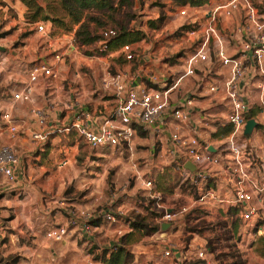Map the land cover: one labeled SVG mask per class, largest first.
<instances>
[{
	"label": "rangeland",
	"instance_id": "1",
	"mask_svg": "<svg viewBox=\"0 0 264 264\" xmlns=\"http://www.w3.org/2000/svg\"><path fill=\"white\" fill-rule=\"evenodd\" d=\"M198 2L199 6H178L176 8V4L168 0H109L111 9L97 11L79 10L70 0H66L64 7L69 8L78 19V23L73 25L70 21L71 17L61 6L60 0H37L42 11L33 21L30 20L32 13H28L18 0H0V46L3 49L2 53L11 54L17 50H23L24 42H26L34 49V58L31 60L38 56V51L41 48H44L45 54H64L60 64L64 70L69 67V73L66 74L67 79H70L72 73L78 72L79 78L82 80V84H77L75 87L74 98L79 99L82 105L88 106L90 112L100 109L101 114L95 112L92 113V116L90 113L92 118L96 119L101 115L110 118L113 109L112 100L105 98L104 93L100 90V84L102 85L104 81L107 82L110 77L117 74L127 73L131 76L138 66V60L140 61L142 57L151 59V62L147 61L144 64L147 67L146 74L148 75H157L170 83V80H174L182 74L185 61L197 43L195 40L199 39L198 35L188 40L185 37V29L191 26L195 30L200 29L204 24V14L210 9L206 0H198ZM252 2L255 1L252 0ZM180 10L185 11L183 16L179 15ZM44 18H47L48 21ZM51 19L61 21L64 27L53 25L50 22ZM147 22H152L151 28ZM36 23L44 24L50 36L48 40L42 39L35 32ZM123 32H140L143 35V40L133 44L137 61L132 63H126L118 50H109L107 47L106 51L102 52L103 43ZM231 32L226 33L229 35ZM48 44L53 48H46ZM227 47L232 48L230 43ZM211 51L210 48V61L207 64L199 65L194 78L182 80L170 93V101L180 100L193 94L195 101L192 108L198 109L201 106L214 104L217 94H208L196 89L197 82L202 76L206 75L208 79L214 78ZM228 54L232 55L233 52L229 51ZM48 56L46 57L47 61ZM1 67L4 68L5 65H1ZM92 74L95 82L92 81ZM216 82L221 88L222 79L219 77ZM248 84L243 88V96L249 104V110L253 117L259 121L248 137L250 141L256 143L257 147H260L256 150L253 149L257 168L252 172V177L258 182H264V130L263 118L260 114L261 107L258 102V90L256 89L257 79ZM218 96H222L221 92ZM100 102H105V110L98 106ZM200 111L193 112V114L197 115ZM208 111L225 116V110L222 108ZM225 130L230 131L227 127ZM63 135V133H59L58 139H54L56 143L48 147L53 150L49 163H51V168L55 169L58 164H62L66 160L64 162L65 165L67 164L65 166L66 176H72V169L77 168L78 172L80 171L78 177L80 182L67 184L64 196L55 197L51 202L57 201L54 206H58V203L75 205L74 203L82 202V190L83 192L87 190L93 194L94 199L90 208H82V210L91 215H97L102 211L113 213L120 211L123 219L119 227L121 231L124 229L130 231L126 232L128 234L126 237L119 239V245L122 246L120 249L125 256L123 257L125 264L133 262L135 264H154L155 258L160 257L168 245H174L185 252L187 260L185 264H201L196 261L198 252L203 254L208 264H264V223L260 232H256V228L245 227L240 224L233 208L224 207L222 211H219L215 207H210L211 205L195 207L176 221L170 229L163 231L159 229L158 218L161 210L156 209L158 215L148 211L151 208V202L147 199V191L141 186L140 181L152 180V191L160 195L164 208L185 205L189 198L186 195V189L178 184L177 175L174 173L170 161L168 165L158 166V168L144 164L152 143L147 133L137 130V139L132 140L131 151L128 153L124 151L119 153L92 151L76 136L68 135L63 139ZM48 140H50L49 137ZM250 141H246L238 135V143H244L249 147ZM220 143L224 144V148L226 138ZM67 146H75L77 154L73 156L74 158L63 156L64 152L60 153V150L68 148ZM36 148L40 149L42 145L36 146ZM217 157L223 161L229 158V154L221 150ZM151 159L154 164L160 162L156 152L151 156ZM68 162L71 164L70 166ZM88 174H91L90 178L93 179L82 181L81 179L87 178ZM217 179L213 178L206 182L207 184L202 183L201 188L204 189L206 186L208 189H214ZM1 181L0 199H10V194H3L2 188L5 185L13 184ZM87 186H89L88 189ZM10 189L8 188L7 191ZM190 191L192 194L194 193L193 190ZM17 194L19 203L27 202L24 199L29 196L24 194L23 190L18 191ZM96 194L100 198L95 201ZM41 195L43 196L41 204L44 207L48 196L44 193ZM61 199H64L65 202H60ZM33 203L32 201L29 205L30 209H33ZM21 206L25 212L27 208ZM7 215L10 216L9 219L14 216L11 211L7 212ZM59 218L60 221L64 220V216L60 215ZM17 224L14 226L17 225L18 229H11L5 235H0V264H43L51 258L50 250L55 251V254L60 250L63 256H68L65 263L61 261L62 257H55V264H91L99 257L105 260L107 251L103 243L109 242L108 240L102 244L99 243L98 253L95 252L97 246L84 242L77 235L73 236L71 244L54 246L44 240L43 224L33 225L34 237L27 232L24 225H20L19 222ZM6 225L4 223V226ZM156 226L158 230L153 232L151 228ZM103 227L106 228L105 225ZM115 229L110 235L112 242L116 239ZM159 230L165 233L161 234ZM18 231L22 235L18 234ZM32 240H36L40 247L34 251L32 256H28L26 251L29 246L33 245ZM196 244H202L204 248L196 249ZM28 249L30 251L32 248Z\"/></svg>",
	"mask_w": 264,
	"mask_h": 264
},
{
	"label": "built area",
	"instance_id": "2",
	"mask_svg": "<svg viewBox=\"0 0 264 264\" xmlns=\"http://www.w3.org/2000/svg\"><path fill=\"white\" fill-rule=\"evenodd\" d=\"M264 0H228L205 13L206 20L198 30L188 31L185 37L191 40L197 37L193 52L187 57L182 74L168 83L157 75L146 74L145 81L149 87H128L131 76L127 73L117 74L108 79L105 88H111L114 92L115 104L111 110V117L104 118L100 124H94L90 112L78 105L65 107L70 113V119L65 126L59 130L48 126V112L50 105L43 108H30L29 115L34 122L35 128L30 130L29 139L35 146L43 145L48 137L55 132L67 134L75 132L82 141L91 149L113 148L126 153L131 151V142L136 136L137 130L144 133L152 132L156 137L159 127L161 131L168 129L167 148L165 154L170 161L171 167L177 175L178 184L185 188L189 201L185 205L162 207L161 198L158 193L152 191L151 179L141 180V186L147 191V199L151 202L150 213L158 215L156 209L161 210L158 218V227L167 225L170 229L182 216L188 214L190 209L211 205L219 211L224 207L233 208L236 216L245 227L256 228L260 232L264 223V182H258L252 177V172L257 168L254 147L238 143V135L248 120H253L256 126L259 121L248 118L249 104L244 99L240 84H244V76L251 70V81L257 79L258 102L261 107L260 114L263 118L264 130ZM186 9V8H184ZM242 11V19L237 28L229 35L218 34L213 26L214 15L222 12L223 16L230 17L232 12ZM184 10L179 11L183 16ZM35 32L45 40L49 39L43 23L35 24ZM114 37V36H113ZM199 40V41H198ZM226 43L232 46V55L226 52ZM102 52L107 49L103 43ZM211 56L214 63L213 76L222 79L221 88L217 82L202 76L197 84H206L205 92L217 94L221 92L222 109L226 111L225 124L231 129L226 139L224 151L228 152L229 158L220 160L217 155L209 152L208 146L201 143L194 133L195 124L191 120V108L194 104V96L170 101V93L184 79L194 78L195 71L199 65L207 64ZM125 62L137 61V56L131 46L126 44L118 50ZM64 54L50 53L48 61L40 59L31 63L27 69V83L10 96L14 103H30L32 86L41 81L44 86L49 87L50 82L57 78L55 67L61 63ZM138 60V63H140ZM0 59V66L3 64ZM225 69L226 74L220 70ZM250 83V82H249ZM0 119L4 130L10 139L16 136V126L10 114L2 113ZM200 120H204L200 116ZM18 157L14 150L6 145L0 146V179L6 184H14L18 170ZM186 164L192 166V170L185 168ZM224 175L230 184V197L221 196L216 189L201 188L202 183L219 178ZM218 180V179H217ZM207 184V183H206ZM190 190H193V194ZM61 207H60V206ZM58 208V209H57ZM56 213L64 216L61 224L45 226L43 238L49 243L59 244L77 235L86 242L93 240L91 222L94 219L117 225L114 230L115 240L106 247L105 255L115 252L119 245V239L123 236L120 229L123 215L120 211L115 213L102 211L97 215H91L87 211L64 207L58 204ZM165 229V230H166ZM163 234L165 232H160ZM89 242V243H90ZM204 248L202 244H196V249ZM99 251V250H98ZM50 250V254H52ZM174 245H168L160 257L170 261L172 264H185L186 256ZM201 264H208L203 254H197ZM44 264H53V261ZM94 264H107L105 260H97Z\"/></svg>",
	"mask_w": 264,
	"mask_h": 264
},
{
	"label": "crops",
	"instance_id": "3",
	"mask_svg": "<svg viewBox=\"0 0 264 264\" xmlns=\"http://www.w3.org/2000/svg\"><path fill=\"white\" fill-rule=\"evenodd\" d=\"M228 0H206V4L208 7H210L208 11L212 10L215 7H218L219 5L225 4ZM256 2V0H254ZM264 5V4H263ZM188 7V6H187ZM189 9V8H187ZM242 11L237 10L235 12H232L230 17L223 16L222 12H217L214 15V22L213 26L218 34L225 35L226 32L233 31L235 28H237L241 22L242 19ZM207 17H205L204 14V20H206ZM229 30V31H228ZM26 42H24L23 50H17V52L4 54L0 51V59L3 60L2 66L5 65L4 68H0V115L2 113H8L11 115L14 125L16 126L17 132L16 136L13 139H10L8 135L6 134L4 130L3 123L0 119V146L6 145L11 147L16 156L18 157L19 163H18V170L16 173V180L13 185H5L3 189V194L8 193L10 194V199L2 200L0 199V235H5L9 230L16 229L18 226V222L20 225H24L27 228V232L34 235L33 231V225L37 223L43 224L44 228L45 226L49 225H56L61 224L62 221H60L59 213L55 211V209L58 206H54L57 204L56 202H51V200L55 197H62L65 193V187L67 184H70L72 182H80L78 179L80 175V171L78 172L77 168L72 169V176H66V168L65 161L62 162V164H58L55 169L51 168L50 160L52 159V153L53 150L48 149L49 146L54 145L56 141L54 139H58L59 133L55 132L54 135H51L49 138L50 140L47 141V143L42 145V148H36L34 144L31 143L29 139V132L30 130H33L35 128L34 122L32 121V118L29 115V109L30 108H43L46 107L48 104L50 105V109L48 112V126L51 129L59 130L62 126H65L67 122L70 119V113L67 111L65 107L67 106H73L78 105L82 108L87 109L90 112V108L86 105H82V102L74 98L75 96V87L77 84H82V80L79 78V73L74 72L72 73V76L69 77L70 79H67L66 74L69 73V67L64 70V67L61 64H58L55 67L57 78L55 80H52L50 82L49 87H46L43 85L41 81L37 82L32 86V94H31V102L30 103H14L10 96L13 92L18 91L21 89L26 83H27V69L30 65V63L38 61L40 59H46L49 54H45L44 48L39 49L38 56L34 59V49L28 46ZM135 44V43H134ZM133 48V44H131ZM228 44L226 43V52L228 54L229 51L233 52L232 49L227 47ZM1 48V46H0ZM46 48H53L52 45L48 44ZM47 50V49H46ZM135 51V49L133 48ZM37 51V50H36ZM43 51V52H42ZM43 54L42 56L40 54ZM230 55V54H228ZM49 57V56H48ZM49 59V58H48ZM150 61L151 59L149 57H142V60L140 63H138V66L136 67L133 74H131V81L127 84L130 88H138L141 86L149 87L150 85L146 83L145 77L147 73V67L144 66V64ZM126 63H132V62H126ZM7 64V68L6 67ZM221 74H226L225 69L220 70ZM63 74V76H62ZM251 70L244 76L243 82L244 84H240V89L243 91V88L248 86L249 82H251ZM214 78H211L212 81L216 82V80H219V77L213 76ZM63 79V80H62ZM254 80V79H253ZM252 80V81H253ZM92 81H96L92 74ZM144 82V84H142ZM76 84V85H75ZM205 85L206 84H197L198 91H204L205 92ZM217 85V84H216ZM100 90L104 93L105 98H109L110 101L112 100V104L114 106L115 104V97L114 92L111 88H105V84H100ZM220 87V86H219ZM206 93V92H205ZM209 94V93H208ZM219 92L217 93V99H215V102L211 106H204L200 107L198 109L191 108V120L194 122V133L198 140L203 143L204 145L208 146V150L211 154L217 155L218 152L223 150V143H220L224 138H228L231 129L228 125L225 124V116L220 115L219 113H213L209 112L208 110H215L217 108H222L221 99L222 97L218 96ZM175 102V101H173ZM105 102H100L98 104L99 107H102V109L105 110L104 106ZM201 110V111H200ZM198 112L197 115L193 114V112ZM97 113L101 114L100 109L97 111L92 110L90 113ZM204 112V113H203ZM250 112V110H249ZM226 114V111H225ZM93 116V114H92ZM195 116V117H194ZM200 116H203L204 120H200ZM106 117H103V115L99 116L98 118H93L95 121L94 124L98 125L100 122ZM252 119H256V117H251ZM208 121V122H207ZM258 121V120H257ZM216 123V124H215ZM256 124V123H255ZM225 125V126H224ZM156 127H159V134L156 135V137L153 135L152 132H146L148 136L151 138L152 143L150 144V150L148 151L149 155L146 157L147 161H145L146 166H154L155 168L162 167L168 165V158L165 154V149L167 148V139L169 136L168 129L164 132L161 131L162 126L156 124ZM225 127H227L230 131L225 130ZM243 130L241 132V137L245 139L246 141L250 138H245L243 136ZM254 130V129H253ZM252 130V131H253ZM250 135V134H249ZM255 135V134H254ZM253 135L254 138H256ZM63 139L65 137L67 138L68 135H63ZM134 139H137L135 136ZM133 139V140H134ZM252 147L256 150L257 147L256 143L254 141H250ZM66 149H61V152L63 153V156L65 157H73L77 154V151L75 149V146H67ZM88 149L92 151L101 150L105 152H122L118 149L113 148H100V149H91L87 146ZM125 152V151H124ZM156 152L157 158L160 162L157 164L152 163L151 156L154 155ZM126 153V152H125ZM74 158V157H73ZM69 163V162H68ZM164 163V164H163ZM71 164L69 163V166ZM87 178L81 179L84 181L92 180L93 178L91 174H88L86 176ZM1 180V179H0ZM217 192L226 198L230 197V184L228 183V180H226L225 176L219 174V178L217 180ZM2 182V181H1ZM19 187V188H18ZM8 188H11L9 191H7ZM89 186H87V189ZM23 190L24 194H26L29 197H25L24 200H27V202L19 203L17 199V192ZM86 192H83L82 202L74 203L75 205H68L66 203L64 204V207H74L75 209L82 210V208H90L92 205V200L94 199L93 194H90V192H87V190H84ZM28 193V194H27ZM42 193L46 194L48 197L45 200L44 207L41 204L42 199ZM100 195V194H99ZM1 197V196H0ZM28 198V199H26ZM99 199L97 194L95 196L96 199ZM50 199V200H49ZM17 201V203H16ZM34 202L33 209L29 207L31 202ZM60 202H65L64 199H61ZM71 202V201H70ZM36 203V204H35ZM60 204V203H58ZM23 207L27 208L25 212L21 208ZM60 206V205H59ZM38 209H37V208ZM61 207V206H60ZM58 209V208H57ZM13 213V218L9 219L10 216L7 215V212L10 211ZM19 217V218H18ZM8 219V220H7ZM6 221V222H5ZM22 221V223H20ZM4 223L7 225L4 226ZM17 224L16 226H14ZM103 225L106 226V228L103 227ZM117 225H109L107 223H104L100 221L99 219H94L91 222V227L93 230V240H91V245L97 246V249L100 250L99 243H103L104 248L108 247L109 244L112 243L110 238V235L112 234V231ZM18 229V228H17ZM130 231L128 229H124L122 231L124 237L127 233ZM18 234L22 235L21 232L18 231ZM17 234V235H18ZM96 238V236H98ZM34 237V236H33ZM73 238V236H72ZM72 238H69L67 241L63 243H59L60 245H66L71 244ZM33 245L29 246L32 249L29 251V247L27 248V255L32 256L34 251H36L40 245L37 244L36 240L31 241ZM86 242V241H84ZM45 244V243H44ZM53 244L54 246H59V244ZM46 245V244H45ZM102 246V249H103ZM56 248V247H55ZM57 249V248H56ZM96 249V253H98V250ZM53 251V250H52ZM50 253V252H49ZM54 255V257H52ZM62 257L61 261L65 263V261L68 260V256H63V253L59 250L58 253L55 254V251L52 252L51 258L47 259L48 261H53L55 257ZM99 256V254H98ZM109 256L105 255V261H107ZM101 257H99L100 260ZM102 259V258H101ZM97 260L93 261L91 264H94ZM60 262V260H59ZM86 262V261H85ZM166 262V263H165ZM172 264L170 261L162 259L161 257L155 258L154 264ZM44 264V263H43ZM55 264V263H54ZM58 264V263H57ZM135 264V262L131 263Z\"/></svg>",
	"mask_w": 264,
	"mask_h": 264
},
{
	"label": "trees",
	"instance_id": "4",
	"mask_svg": "<svg viewBox=\"0 0 264 264\" xmlns=\"http://www.w3.org/2000/svg\"><path fill=\"white\" fill-rule=\"evenodd\" d=\"M18 1L24 6V8H26V11L28 13L29 12L32 13L31 17H30L31 21L35 20V18L42 11V8L40 7V5H38L37 0H18ZM65 1L66 0H60V4H61V6L63 8H65L64 7ZM70 1L79 10H97L98 11V10H103V9H107V10L111 9V5L109 3V0H70ZM168 1H170L171 3L176 4V8L178 6H189V7L199 6L198 5V3H199L198 0H168ZM65 10L67 11L68 16L71 17V20H70L71 23L73 25L77 24L78 23V19H77V17L74 16L73 12L69 8H65ZM44 20L48 21L47 18H44ZM50 22L53 25H56L57 27H60V28L64 27V24L61 21H59V20L51 19ZM147 23H149V25H150L152 22H147ZM151 27L152 26L150 25V28ZM152 29H154V28H152ZM193 30H195V28H193V26H191L190 28H186L185 29V33L188 32V31H193ZM66 31H69V29H66ZM141 40H143V35L140 32H136V33H134V32H123L121 34H117L114 37L108 39L106 41V45L109 48V50H119L120 47L123 46V45L134 44V43L140 42ZM252 116L253 115H252L251 112L248 113V118H251ZM65 135H70V136L74 135V136H76V138L80 142L84 143L82 141V139L73 131H69V133H67ZM233 212H235V210ZM143 228H146V227H143ZM151 230L153 232L157 231L158 227L156 226L154 228H151ZM127 235H125L124 237H126ZM224 236H225V234H224ZM124 237H122V239ZM120 247L122 248V246H119L115 252L109 254V257H108V259L106 261L107 264H125L126 263L125 262V258H123L125 256L123 255L122 250L120 249ZM101 260H104V258L101 259Z\"/></svg>",
	"mask_w": 264,
	"mask_h": 264
},
{
	"label": "water",
	"instance_id": "5",
	"mask_svg": "<svg viewBox=\"0 0 264 264\" xmlns=\"http://www.w3.org/2000/svg\"><path fill=\"white\" fill-rule=\"evenodd\" d=\"M0 51L3 52V49L0 48ZM256 127V124L253 120H248L246 121L245 125H244V130H243V136L245 138H247L249 136V134L251 133V131ZM185 168L188 170H192V166H190V164H186ZM167 228V225H163L160 227V229L163 231Z\"/></svg>",
	"mask_w": 264,
	"mask_h": 264
}]
</instances>
